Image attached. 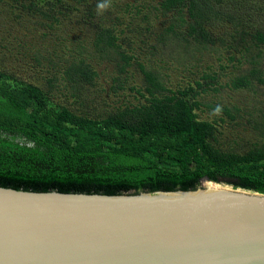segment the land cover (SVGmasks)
<instances>
[{"label":"rangeland","instance_id":"1","mask_svg":"<svg viewBox=\"0 0 264 264\" xmlns=\"http://www.w3.org/2000/svg\"><path fill=\"white\" fill-rule=\"evenodd\" d=\"M161 2L0 0V81L34 86L48 107L98 122L147 102L143 70L163 95L196 104L215 148L242 154L264 144V44L253 38L264 36V0H208L207 42L187 34L186 7L163 11ZM100 30L115 47L94 44ZM71 66L93 72L90 83L65 74ZM240 76L249 85L233 87ZM229 182L214 183L245 190Z\"/></svg>","mask_w":264,"mask_h":264},{"label":"trees","instance_id":"2","mask_svg":"<svg viewBox=\"0 0 264 264\" xmlns=\"http://www.w3.org/2000/svg\"><path fill=\"white\" fill-rule=\"evenodd\" d=\"M160 7H186L187 34L209 40L201 26L208 0H162ZM253 38L264 44L261 33ZM114 41L100 30L94 44L112 48ZM65 74L85 83L93 78V72L80 66ZM142 74L147 102L123 107L98 122L48 107L34 86L0 81V187L113 195L188 190L202 179L226 178L235 187L264 193V144L242 154L215 148L210 143L214 128L196 119V104L163 95V86ZM232 85L246 87L248 77L234 78Z\"/></svg>","mask_w":264,"mask_h":264},{"label":"water","instance_id":"3","mask_svg":"<svg viewBox=\"0 0 264 264\" xmlns=\"http://www.w3.org/2000/svg\"><path fill=\"white\" fill-rule=\"evenodd\" d=\"M205 183L113 195L0 187V264H264V193Z\"/></svg>","mask_w":264,"mask_h":264},{"label":"bare ground","instance_id":"4","mask_svg":"<svg viewBox=\"0 0 264 264\" xmlns=\"http://www.w3.org/2000/svg\"><path fill=\"white\" fill-rule=\"evenodd\" d=\"M218 185V184H217ZM216 183L214 182H206L205 183V189L206 190H209V189H215V188H224V187H221V186H217Z\"/></svg>","mask_w":264,"mask_h":264}]
</instances>
